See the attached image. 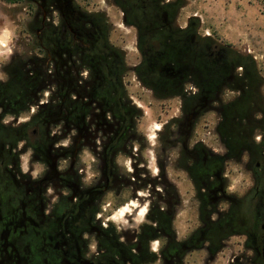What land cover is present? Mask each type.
Returning <instances> with one entry per match:
<instances>
[{"label":"flooded vegetation","instance_id":"1","mask_svg":"<svg viewBox=\"0 0 264 264\" xmlns=\"http://www.w3.org/2000/svg\"><path fill=\"white\" fill-rule=\"evenodd\" d=\"M3 3L23 44L0 68V264H214L237 238L228 264H264L248 55L174 0Z\"/></svg>","mask_w":264,"mask_h":264},{"label":"rangeland","instance_id":"2","mask_svg":"<svg viewBox=\"0 0 264 264\" xmlns=\"http://www.w3.org/2000/svg\"><path fill=\"white\" fill-rule=\"evenodd\" d=\"M3 1L0 0V68L3 61L11 53L21 49L23 44L19 35L23 17L21 10L14 5L9 8ZM185 1L179 11L180 20L196 18L200 32L208 31L214 38L251 56L257 70L264 76V0ZM206 117L212 119L213 115L208 114ZM235 170L236 176H233L232 183L245 184L239 165H236ZM239 239H236V245L230 244L227 249L222 250L214 264H228L240 253L251 256V250L241 249Z\"/></svg>","mask_w":264,"mask_h":264},{"label":"trees","instance_id":"3","mask_svg":"<svg viewBox=\"0 0 264 264\" xmlns=\"http://www.w3.org/2000/svg\"><path fill=\"white\" fill-rule=\"evenodd\" d=\"M174 2H175V9L179 10L181 7H183L185 5L186 1L185 0H174ZM193 20H195L197 22L196 18H193ZM247 62L249 63V66L252 67V69H254V70L257 69L254 59L251 56H249V55H248V58H247Z\"/></svg>","mask_w":264,"mask_h":264}]
</instances>
